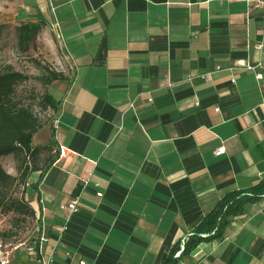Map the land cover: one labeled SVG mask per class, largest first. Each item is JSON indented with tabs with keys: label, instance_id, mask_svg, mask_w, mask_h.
Masks as SVG:
<instances>
[{
	"label": "crops",
	"instance_id": "crops-1",
	"mask_svg": "<svg viewBox=\"0 0 264 264\" xmlns=\"http://www.w3.org/2000/svg\"><path fill=\"white\" fill-rule=\"evenodd\" d=\"M254 1L33 0L71 73L50 132L32 137L55 159L34 174L38 229L12 264H264V194L222 213L216 236H193L264 183ZM74 198L76 213L60 210Z\"/></svg>",
	"mask_w": 264,
	"mask_h": 264
},
{
	"label": "rangeland",
	"instance_id": "rangeland-1",
	"mask_svg": "<svg viewBox=\"0 0 264 264\" xmlns=\"http://www.w3.org/2000/svg\"><path fill=\"white\" fill-rule=\"evenodd\" d=\"M36 13L33 0H0V71L10 66L27 79L16 85L15 97L24 106L30 107L33 114L43 125L37 132L39 136L50 132L55 113L50 108L43 109L40 100L45 93L56 97L58 90L64 83L53 82L50 86L44 85L42 80L48 71L63 73L70 76L71 69L62 50L61 43L55 33L53 26L48 24L42 26L40 31L24 46H20L17 38V29L20 25L32 22V15ZM45 145V144H43ZM46 153L38 158V165H42ZM27 167L32 166L31 159H26ZM1 168L14 181L4 192V199L11 201L21 199L29 201L31 183L34 174H28L24 182L21 181V173L24 164L21 159L12 155L0 157ZM38 223L34 220L17 216L12 212H6L4 207L0 210V240L11 242L14 245L28 244L36 235ZM10 231L11 237L1 236Z\"/></svg>",
	"mask_w": 264,
	"mask_h": 264
},
{
	"label": "trees",
	"instance_id": "trees-1",
	"mask_svg": "<svg viewBox=\"0 0 264 264\" xmlns=\"http://www.w3.org/2000/svg\"><path fill=\"white\" fill-rule=\"evenodd\" d=\"M34 23L28 22L22 24L17 29V38L20 46L27 44L33 36H35L42 26L46 25V21L39 14L32 15ZM27 77L19 72L14 71L10 66L0 71V157L12 155L17 159H21L24 164V170L21 173V181L24 182L28 174L38 173L41 176L46 172L48 167L54 161L52 154L53 146L49 144L32 146V137L43 126L38 118L33 114L30 107L24 106L15 97L16 85L25 81ZM68 77L63 73L48 71L42 80L43 84L50 86L53 82H65ZM40 106L43 109L50 108L55 115L58 111V101L55 97L45 93L41 100ZM46 153L47 157L43 159L42 165H38V158ZM31 159L32 166L27 167L26 159ZM14 181L0 166V210L4 207L6 212H12L17 216L35 219V213L30 206L29 201L21 199H13L7 201L4 199V190ZM264 194V183H259L249 192H236L225 198L220 203V213L207 216L201 225L194 231L193 236L200 234H209L215 230L212 236H216V232L222 222V213H226L231 208L236 207L247 200L258 198ZM219 214V215H218ZM37 222V221H36ZM38 223V222H37ZM209 227V228H208ZM211 231V232H212ZM3 237H11V232L3 233ZM34 237L32 238V240ZM196 242L194 237L191 239ZM191 241V243H192ZM187 247H185V250Z\"/></svg>",
	"mask_w": 264,
	"mask_h": 264
},
{
	"label": "built area",
	"instance_id": "built-area-1",
	"mask_svg": "<svg viewBox=\"0 0 264 264\" xmlns=\"http://www.w3.org/2000/svg\"><path fill=\"white\" fill-rule=\"evenodd\" d=\"M252 7L256 8V9H260L263 12L262 22H263V27H264V0H255L252 3ZM260 47H261V45H258V48H260ZM261 77H262L261 74L256 75L257 79H261ZM223 153H224L223 147H220L215 151V155H217V156L221 155ZM65 155H66L65 150L60 149L59 150V156L63 157ZM96 195L100 197L101 193H97ZM59 208H60V210H65L68 214L76 213L78 211V201L76 198L71 199L68 203L61 204L59 206ZM35 218H36V221H38L39 217L37 214H35ZM63 229L64 228H62L61 230H63ZM32 242H33V244H38V246L40 247L41 244H44L47 242V239L44 237H40L37 241L34 240ZM21 246H23V244L14 245L11 242H5V241L0 240V264H12V253ZM27 249L29 252L34 251L33 247H27ZM182 250H183V247L181 246L180 251H182ZM177 254H179V253H177ZM51 262H52V260L50 259L48 261L42 262V264H50ZM79 264H85V263L83 261H80Z\"/></svg>",
	"mask_w": 264,
	"mask_h": 264
}]
</instances>
